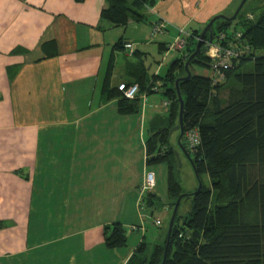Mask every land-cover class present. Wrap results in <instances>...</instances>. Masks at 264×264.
<instances>
[{
  "label": "crops",
  "instance_id": "crops-1",
  "mask_svg": "<svg viewBox=\"0 0 264 264\" xmlns=\"http://www.w3.org/2000/svg\"><path fill=\"white\" fill-rule=\"evenodd\" d=\"M239 2L155 0L143 10L147 26L130 21L122 28L100 19L106 0H0V264L128 262L146 241V213H153V206H142L140 191L148 171L158 177L146 148L162 123L156 126L151 114L152 94L137 96L134 115H120L116 98L101 100L110 57V87L135 82L142 65L149 77L147 53L128 28L138 33L142 25V43L156 41L145 50L164 54L179 29L200 34ZM157 18L165 31L153 39ZM120 39L132 45V54L112 50ZM122 52L137 62L127 60L120 69ZM156 186L155 179L149 190L155 196ZM115 223L125 230L126 245L108 248L105 227ZM163 235L149 238L155 243Z\"/></svg>",
  "mask_w": 264,
  "mask_h": 264
},
{
  "label": "trees",
  "instance_id": "trees-1",
  "mask_svg": "<svg viewBox=\"0 0 264 264\" xmlns=\"http://www.w3.org/2000/svg\"><path fill=\"white\" fill-rule=\"evenodd\" d=\"M248 1L232 22L218 19L212 30L216 39L220 33L227 34L235 24L232 30L242 34L241 41L248 44L249 54L234 60L231 68L221 70L222 78L214 82L213 78L196 76L189 69L192 63L203 64L205 60L209 64L202 49L189 63L191 78L178 83L184 102L181 145L186 146L190 154L201 182L200 191L182 198L191 201V208L182 217L177 213L168 244L167 231L150 250L148 244L141 241L126 264H264V0H252L255 7L261 8L257 16L252 12L255 7L244 9ZM106 3L100 19L123 28L130 21H144L141 11L153 7L155 0H106ZM247 14L253 19H246ZM236 26L240 28L237 30ZM199 35H190L180 56L169 65L163 77L155 74L148 77L141 63L142 70L135 82L125 83L138 85L137 96L160 94L169 108L168 125L154 129L147 139L146 162L148 165L166 164L171 213L182 194L177 161L169 141L179 112L174 83L177 78L186 76L184 63L194 52ZM206 41L207 38L202 48ZM125 44L120 39L112 50L123 49ZM137 55L139 51L134 53ZM113 66L112 56L101 100L118 99L120 115L139 113L137 97L127 100L121 97L117 87L109 86ZM160 82L162 85L158 84ZM156 86L158 89L152 90ZM192 131L196 132L198 142L190 149L186 134ZM203 175L207 177V184L202 181ZM141 204L160 206L157 196L149 191ZM126 241L125 230L119 223L105 227L104 243L108 248L123 247Z\"/></svg>",
  "mask_w": 264,
  "mask_h": 264
},
{
  "label": "rangeland",
  "instance_id": "rangeland-1",
  "mask_svg": "<svg viewBox=\"0 0 264 264\" xmlns=\"http://www.w3.org/2000/svg\"><path fill=\"white\" fill-rule=\"evenodd\" d=\"M248 6L255 7L254 1L249 0L244 9H246ZM260 11H261V8L255 7L252 12L254 13L255 16H257ZM141 13L144 14V11L142 10ZM233 13L234 12H232L231 14H227L226 16L225 15H222V16L231 17L233 15ZM147 20H148V17H146L145 21H142L140 23L147 26V24H148ZM163 25H164V23H163ZM164 27H165V25H164ZM232 27L235 28V24H232ZM233 28H231V30ZM236 28L238 30L240 28V26H236ZM203 29L200 31V33L203 31ZM116 30L117 31H115V32H121L122 29H116ZM135 30L136 29L130 27V28H128L127 34L130 37H133L132 39L134 41H136L137 43L139 41H141L137 44V49L139 48V51H141L143 49L142 51L147 53L146 58L143 57V60H144V65L148 69L149 74L153 75L155 72V69H157L158 71L155 73V75H160L163 77L166 74V71H167L169 65L180 56V52L178 50H175L174 48L168 49L167 52L164 54L156 52L155 49L145 50L146 49L145 44H147V45L151 44V47H152V46H154L152 44L156 43V41L155 42H147V43L143 42L142 43V25H140V29L138 30V33L134 32ZM122 32H123V30H122ZM187 34L188 33L184 29H179L178 30V36L176 38L182 40L183 43L186 44L187 39L190 37V34H188V35ZM136 37H139V39ZM158 37L160 38L161 36L158 35ZM155 38H153V39H155ZM173 43H174V41H171L170 45H172ZM130 54H132V53H130ZM127 60H129V62H133V63L137 62L136 57H132V56L130 57L128 55H125L124 52H122L121 55L118 56L117 66L120 69H122L123 63H125ZM202 63L203 64L192 63L189 67L190 71L196 76L213 78V72H212L211 68L209 67L210 62L208 64V62L204 60V61H202ZM206 63H207V66L204 65ZM216 80H218V79H216ZM158 84L162 85L161 82ZM155 88H156V90L158 89L157 86ZM148 101H149L148 105L151 103V104H155V106H156L155 108L152 107V112H151L152 116H156L158 118L155 121L156 126H159L161 123H162V126L163 125L167 126L168 120L166 119V116L169 112V108H167L166 106H164L162 104L163 103L162 96L158 93L152 94V95L148 96ZM143 103H144V107H145V102H143ZM151 117H149L148 120H150ZM176 125H178V121H177V119H174V125L171 128V131L169 133V135H170L169 141H170V144L173 146V148H176V150L178 151V154H179L178 155L179 157H177L175 155V158L177 161L176 164L178 166L177 168H178V175L180 177V185H181L182 194H191L192 192L195 191L196 187L198 186V181L196 179L192 165H191L189 159L187 158L186 154L181 152L180 149L178 148L179 131L174 130ZM148 127H150V124ZM155 168H156L157 174H158V177H156V174H155V179L157 181V186H156L155 190L157 191V198L159 200L160 206L153 205V210L150 209L153 213L152 214L146 213V216H147L145 219L146 241H144V242H146L148 244L149 250L151 249V246L154 244L150 240L149 236H151L152 233L155 231L157 233L158 232L161 233V235H163V234L165 235L167 228H168L169 219L171 217V212L169 211V206H168L170 203V197L167 194L166 182H165V178H164L165 173H166V164L162 163V164L155 165ZM202 181L205 184H207V177L205 175L202 176ZM143 189L144 188L142 185V188H141L142 195L148 191V190H143ZM190 208H191V201L189 199L182 200V202L178 208L177 213L180 217H182L183 215H186V213H188V211H190ZM157 220H159V222L160 221L163 222L160 227L159 226L157 227V225H156Z\"/></svg>",
  "mask_w": 264,
  "mask_h": 264
},
{
  "label": "built area",
  "instance_id": "built-area-1",
  "mask_svg": "<svg viewBox=\"0 0 264 264\" xmlns=\"http://www.w3.org/2000/svg\"><path fill=\"white\" fill-rule=\"evenodd\" d=\"M246 19L252 20L253 16L250 14L246 15ZM164 21L161 18H157L155 22L152 24L150 37L155 38L158 35H162L165 31V27L163 25ZM188 35V34H187ZM186 36V35H185ZM242 34L239 31H230L226 33H220L216 39L213 38L212 42L209 43L206 41V45H208L207 51H205V55L210 61V68L213 72V79L216 82V79L222 78L221 70L229 69L232 66V62L242 57H246L249 54L250 48L248 44L244 41H241ZM174 43L169 46L168 49L174 48L181 52L185 44L182 40L175 38ZM125 49H128L130 53H133V47L131 44H125ZM152 90H156V88H152ZM117 91L121 93V97L127 100H134L139 93V88L137 84L126 85L125 83H121L117 85ZM164 106L167 103L164 102ZM186 142L188 143V148H192L197 142L196 132H188L186 134ZM155 186V176L154 173L148 171L145 176V182L143 185V190H151ZM142 193V191H141ZM156 224L159 225V221H156ZM131 230H135V226H131Z\"/></svg>",
  "mask_w": 264,
  "mask_h": 264
},
{
  "label": "water",
  "instance_id": "water-1",
  "mask_svg": "<svg viewBox=\"0 0 264 264\" xmlns=\"http://www.w3.org/2000/svg\"><path fill=\"white\" fill-rule=\"evenodd\" d=\"M247 0H241L240 3L238 4L236 10L234 11L233 15L231 17H225V16H222V15H218V16H214L212 19L209 20V22L206 24V26L204 27L203 31L200 33L199 35V38L196 42V45H195V48H194V52L188 57V59L186 60V62L184 63V72L186 74L185 77H182V78H177L175 80V88H176V92H177V100H178V103H179V112H178V125L175 126L174 130L176 131H179V136H178V148L180 149L181 152L185 153L187 158L189 159L191 165H192V168H193V171H194V174L196 176V179L198 181V186H197V189L192 192L191 194H189V196H187L188 194H181L175 201L174 203V206H173V210H172V213H171V217L169 219V223H168V228H167V238H166V243L168 244V240L170 238V235H171V231H172V228H173V225H174V221H175V218H176V215H177V210H178V206H179V203L180 201L182 200V198H187V197H191L192 195L198 193L200 191V188H201V182L199 181L198 177H197V174L194 170V167H193V163H192V160L190 158V154L187 153V147L186 146H182L181 145V140H182V137H183V129H182V116H183V112H184V109H183V106H184V102L181 98V95H180V92H179V89H178V83L181 82V81H188L190 78H191V73L188 69V66H189V63L190 61H192L193 59L196 58L197 55H199V53L203 50L207 51L208 49V45H203V48H202V44L205 42V38H207V41L209 43L212 42L213 40V30H212V25L213 23L218 20V19H221L223 21H226V22H232L236 17L237 15L239 14V12L241 11L242 7L244 6L245 2ZM174 155H176L177 157H179L178 155V151L176 150V148H173L172 149Z\"/></svg>",
  "mask_w": 264,
  "mask_h": 264
}]
</instances>
